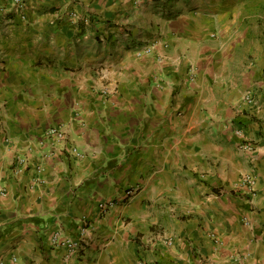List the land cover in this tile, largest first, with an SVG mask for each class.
<instances>
[{
	"label": "crops",
	"instance_id": "1",
	"mask_svg": "<svg viewBox=\"0 0 264 264\" xmlns=\"http://www.w3.org/2000/svg\"><path fill=\"white\" fill-rule=\"evenodd\" d=\"M24 4L0 0V264H264V0Z\"/></svg>",
	"mask_w": 264,
	"mask_h": 264
},
{
	"label": "built area",
	"instance_id": "2",
	"mask_svg": "<svg viewBox=\"0 0 264 264\" xmlns=\"http://www.w3.org/2000/svg\"><path fill=\"white\" fill-rule=\"evenodd\" d=\"M14 7L18 8L20 10L23 9L24 7V0H11ZM22 17H26L25 14H22ZM77 18V14L73 13L71 15V19H76ZM148 47L142 49L141 52L146 51ZM245 102L247 103H253L254 101V97L253 94L249 93L245 99ZM235 134L238 135L239 137H244V133H243V129L242 128H238L235 131ZM44 139L46 141L48 140H61L62 138H64L65 136V132L62 130V128L57 127V126H53V127H49L43 135ZM244 148L248 149V150H252L253 147L251 146V143L247 142L246 144H244L243 146ZM241 183L245 186H247V189L249 190L250 194L254 196L255 194V187H256V180L254 177L252 176H244L242 177ZM138 191V186H130L128 188L125 189V191L123 192V195L120 198H115V199H108L105 201H100L98 203V209L100 210V212L102 213H106L108 212L117 202L119 201H123V200H128L131 199ZM0 192L2 194L5 195V191L4 189L0 188ZM90 225H88L87 227H84L82 234H81V239L78 242H72L69 240H64L63 237L59 236L58 234L54 237V244L55 245H64L69 251H76L79 250L81 248H83L85 246V235L87 234V230L88 227ZM139 264H143V262H140Z\"/></svg>",
	"mask_w": 264,
	"mask_h": 264
},
{
	"label": "rangeland",
	"instance_id": "3",
	"mask_svg": "<svg viewBox=\"0 0 264 264\" xmlns=\"http://www.w3.org/2000/svg\"><path fill=\"white\" fill-rule=\"evenodd\" d=\"M263 18H264V16H263ZM262 19V17L260 16V18H259V20H261ZM145 48V47H144Z\"/></svg>",
	"mask_w": 264,
	"mask_h": 264
}]
</instances>
